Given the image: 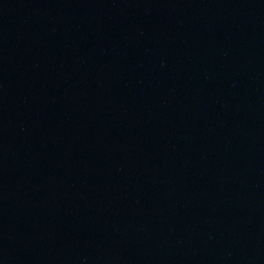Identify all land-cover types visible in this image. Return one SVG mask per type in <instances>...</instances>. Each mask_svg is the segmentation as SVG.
I'll list each match as a JSON object with an SVG mask.
<instances>
[{"label": "water", "instance_id": "95a60500", "mask_svg": "<svg viewBox=\"0 0 264 264\" xmlns=\"http://www.w3.org/2000/svg\"><path fill=\"white\" fill-rule=\"evenodd\" d=\"M0 264H264V0H0Z\"/></svg>", "mask_w": 264, "mask_h": 264}]
</instances>
